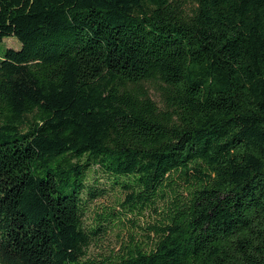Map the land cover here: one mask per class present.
Returning <instances> with one entry per match:
<instances>
[{
    "label": "trees",
    "instance_id": "1",
    "mask_svg": "<svg viewBox=\"0 0 264 264\" xmlns=\"http://www.w3.org/2000/svg\"><path fill=\"white\" fill-rule=\"evenodd\" d=\"M5 38L0 264H264V0H0ZM93 168L156 216L90 257Z\"/></svg>",
    "mask_w": 264,
    "mask_h": 264
},
{
    "label": "rangeland",
    "instance_id": "2",
    "mask_svg": "<svg viewBox=\"0 0 264 264\" xmlns=\"http://www.w3.org/2000/svg\"><path fill=\"white\" fill-rule=\"evenodd\" d=\"M5 48L18 50L20 43L14 38H5L0 44V56ZM152 95L155 96L154 93ZM93 171L89 174L87 183L90 186L99 187L98 189H102L103 192L96 199L87 201L86 194H82L84 199L83 224L86 227H92L96 214L102 211L114 214L111 216L113 217L112 223L107 226L106 230L100 232L90 245L87 252L90 257L96 256L102 251L117 250L122 243L127 241L129 235H134L139 239L141 228L145 226L146 221H151L156 216L153 212L147 211L142 216L134 218L131 214L119 211L118 205L124 197L123 191L119 186H113L109 180L107 181L101 172L96 171V168H93ZM96 181L98 183L95 184ZM133 221L136 225L133 224Z\"/></svg>",
    "mask_w": 264,
    "mask_h": 264
}]
</instances>
